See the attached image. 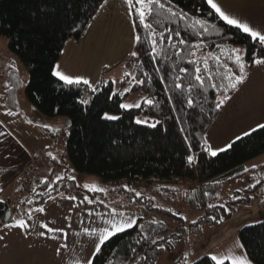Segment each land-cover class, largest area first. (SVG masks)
Masks as SVG:
<instances>
[{
  "label": "trees",
  "instance_id": "1",
  "mask_svg": "<svg viewBox=\"0 0 264 264\" xmlns=\"http://www.w3.org/2000/svg\"><path fill=\"white\" fill-rule=\"evenodd\" d=\"M104 2L0 0V36L8 39L10 52L28 71V103L48 119L62 117L69 122L63 155L65 178L54 183L40 182L31 194L21 193L17 205L0 200V226L15 220L14 208L34 206L39 196L49 194L60 183H73L71 175H97L114 185L113 194L128 195L134 202L143 203L148 211L172 218L176 225L169 230L154 218H140L133 227L112 236L92 264H157L189 232L200 235L205 225L219 226L240 206L256 200L264 209V164L245 171L249 161L264 154V129L237 139L216 156L210 154L206 141L207 131L223 106L217 108V103L241 83L232 88L236 81L231 77L243 76L254 59L264 58V44L228 25L207 0H160L163 7L147 4V0L146 6L138 5L133 0L131 12L140 37L135 42L138 55L133 66V89L142 91L144 98L139 107L125 109L121 107L124 95L115 92L112 81L101 82L93 92L88 84H67L54 72L67 41L82 37ZM141 7L146 14L148 8L153 10L143 23L138 18ZM197 21L203 22V27ZM145 23L152 28H146ZM153 31L157 33L154 52ZM161 33L163 39L159 38ZM181 39L185 43H179ZM236 46L244 48L243 72L235 59ZM196 75L203 77V83L195 79ZM11 77L14 80L7 90L8 104L18 110L19 79L14 72ZM177 84L183 87L177 88ZM105 113L119 118L105 119ZM140 114L156 117V126L137 123ZM188 156L194 158L192 163ZM56 161L61 165L59 159ZM246 177V188L223 193L226 186ZM179 179L196 183L184 194L191 208L200 212L195 223L163 210L146 194L137 196L138 192L124 185L145 182L170 187ZM84 191L93 199L106 200L98 192ZM9 212L11 216L7 217ZM21 215L26 217L28 212ZM239 238L251 261L264 264V221L243 226ZM174 264L185 262L178 260ZM190 264L217 263L205 255Z\"/></svg>",
  "mask_w": 264,
  "mask_h": 264
},
{
  "label": "crops",
  "instance_id": "2",
  "mask_svg": "<svg viewBox=\"0 0 264 264\" xmlns=\"http://www.w3.org/2000/svg\"><path fill=\"white\" fill-rule=\"evenodd\" d=\"M109 1L112 6H119L121 3L123 10L127 8V0H107L106 3ZM104 4L105 2L102 5ZM0 63L5 66V72L0 78V189H2L0 200L17 205L21 195L17 181L30 164L34 163L38 171L37 185L48 180L54 183L60 180L57 179L58 177L65 178L67 173L65 170L52 173L54 166H60L56 161V146H53L48 138L47 131L37 126L39 121L44 123V126H48L56 120L43 117L34 107L28 106L29 104L22 99L20 88L18 89L19 109H11L7 98L8 87L12 84L11 80H14L11 73H16L19 87L22 77L17 70H8L6 64L1 61ZM84 64L86 66L88 63ZM39 139L44 140L48 145L45 149L48 150L46 153H43L44 146ZM43 166L46 167L45 170ZM255 168L257 167L247 169ZM62 184L64 183H60L59 186ZM65 184H68L69 191L50 197L47 204L42 207L44 212L37 211L39 207L36 206L14 208L15 220L0 226V264H87L89 257H92L93 261L94 245L98 242L100 233L104 228L112 230L108 224L109 220L130 219L136 223L138 219L147 218L149 215L144 206L133 204L124 195L112 193V201L93 199L84 189H76L73 183ZM68 197H76V199ZM112 209H116L117 214L114 215ZM25 211L28 212V216L22 217L21 214ZM161 217L157 214L155 219L164 223ZM18 220L27 221L29 227H17ZM260 221H264V209L259 200L250 205L240 206L234 215L221 225L203 226L201 236L194 235L191 249L183 248L178 253L176 252L178 245L173 251L165 253L157 264H174L178 260L190 264L205 255L211 258L214 255L218 258L228 257L224 263L229 264H232L233 260L240 259L255 264L245 251L239 238V230L245 225ZM45 224L49 227H43ZM175 225L174 221L172 228H175ZM49 228L63 231H49ZM85 229L92 232V235L85 232ZM41 233L45 234L41 235Z\"/></svg>",
  "mask_w": 264,
  "mask_h": 264
},
{
  "label": "rangeland",
  "instance_id": "3",
  "mask_svg": "<svg viewBox=\"0 0 264 264\" xmlns=\"http://www.w3.org/2000/svg\"><path fill=\"white\" fill-rule=\"evenodd\" d=\"M110 2L100 7L97 15H95L93 21L80 39H70L67 41L62 57L55 66V71H60L72 77H82L90 81L89 86L91 88H96L103 81H112L115 92H120L124 95L122 105H133L129 108H135V105H141L144 98L142 91L133 89L135 84L133 66L136 59L131 54L135 52L137 37L135 23L128 0L127 8L124 10L123 4L120 3L119 6H112ZM214 2L226 14L249 24L254 30L264 34V0H214ZM235 49L241 50L238 53L236 52V55H240L241 60L244 59V48L236 46ZM0 61L11 70L18 71L22 77L19 91L22 92V99L25 103L29 104L25 96L28 71L10 52L8 39L2 36H0ZM86 62L88 64L85 66L84 63ZM243 77L244 80L229 96L230 98L225 100L219 115L207 131L206 141L208 151L209 147L211 150L225 148L226 145L236 141L237 137L241 138L245 136V133H251L253 129H258L257 125L264 124V64L257 65L254 63L249 70H245ZM28 106L31 105L29 104ZM107 114L118 117V115L113 113ZM137 119L147 121V123L141 124L152 125L158 122L156 117L145 114H140L136 118V121ZM50 120L56 121L50 123L48 127L39 121L37 122L39 124L37 126L41 130L47 131L48 138L53 143V146H56L57 159L61 162L60 166H54L52 169V173L56 174L65 170L63 154L65 151V138L69 133V123L67 121L66 123L65 120L67 119L62 117L51 118ZM52 132L55 134H52ZM39 142L44 146L42 148L43 153H46L48 150L45 149H47L48 145L42 139H39ZM66 162H68L67 157ZM263 164L264 154L249 161L246 168L258 167ZM43 169L45 170L46 167L43 166ZM73 185L76 189L98 192V195H104L108 201L113 200L112 189H114V185L103 182L97 175L77 174ZM85 185L88 187H85ZM124 185L130 190L146 194L149 199H152L163 210L180 214L184 219L186 217L185 220L187 221H193L200 215L199 211L191 208L188 198L184 196L186 190L193 189L196 183L179 179L169 184L170 187H164L166 186L165 184L149 185L144 182L136 185L124 183ZM158 185L163 187L157 189ZM248 185V178H245L226 186L223 193L228 195L234 190H243ZM124 196L126 198L129 197L128 195ZM133 200L131 202L137 204ZM138 204L144 206L143 203ZM148 212L147 218L155 219L157 214L151 211ZM161 216L168 229L174 230L172 228L174 220L168 216ZM194 235L197 234L189 232L177 247L176 252H181L183 248L191 249L193 247L192 240Z\"/></svg>",
  "mask_w": 264,
  "mask_h": 264
},
{
  "label": "snow or ice",
  "instance_id": "4",
  "mask_svg": "<svg viewBox=\"0 0 264 264\" xmlns=\"http://www.w3.org/2000/svg\"><path fill=\"white\" fill-rule=\"evenodd\" d=\"M107 2V0H105V3ZM136 4L138 5H144L146 6V0H135ZM133 3V0H128V4L129 6L131 7ZM207 3L209 5H211V8L215 10L216 13L219 14V17L225 21L228 25H234L235 27L241 29L243 32L245 33H248L250 34L251 38L254 39V40H258L261 44H264V34H262L260 31H257V30H254L251 26H249V24L247 23H244V22H241L239 19H236V18H233L232 16L226 14L225 11H223L221 9V7L214 2V0H207ZM147 4H155V5H158L159 7H163V4L160 3V0H147ZM169 11H172L171 8L168 9ZM153 14V10L152 8H148V11H147V14L144 10L143 7L139 8L138 9V18L139 20L143 23L146 21V15L147 16H151ZM173 15H176L177 13L173 12L172 13ZM197 23H201V27H203V22H200V21H197ZM145 27L146 28H149L151 29L152 28V25L149 24V23H145ZM206 30V29H205ZM152 35L154 37V39L152 40V44H153V52L155 51V45H156V39L155 37L157 36V33H155L154 31L152 32ZM176 35H179L178 33ZM159 38L160 39H163V34H159ZM169 39H171V36H169ZM136 40L139 41L140 40V37L137 36L136 37ZM179 43H185L184 40H180ZM234 52H240L241 50L240 49H233ZM133 57L137 56L138 53L136 52H133L131 54ZM217 60H219V57L216 58ZM236 59V62L237 64L239 65V68H240V71L243 72L244 70V64L241 60V56L240 55H236L235 57ZM253 63L259 65V64H264V59H254L253 60ZM205 68H208V64H207V61L205 60ZM183 71L187 72V69H183ZM196 72L199 73L200 72V69L197 68L196 69ZM210 74V73H209ZM55 75L57 77H59L61 80L65 81L67 84H79V83H84V84H88L90 85V81L82 78V77H72V76H69V75H65L63 74L62 72L60 71H56L55 72ZM195 79L197 81H199L200 83H203V77L201 75H196L195 76ZM231 79H234L236 81V83H232L231 84V87L232 88H235L236 87V84L237 83H240L244 80V77L243 76H235L233 74V76L231 77ZM138 83H143V81H138ZM177 88H182L183 86L181 84H177L176 85ZM213 87H216L215 84H213ZM93 92L96 91L95 88L92 89ZM230 97H223L222 99H220V101L217 103L216 107L217 108H220L225 100L229 99ZM82 103H87V101H81ZM147 103L149 104H152L153 102L151 100H148L146 101ZM188 103L191 104L192 103V100L189 99L188 100ZM133 105H128V104H123L121 105V107L127 109L129 107H132ZM140 105L137 104L135 105V107H139ZM104 118L105 119H118L119 117H115V116H110L108 115L107 113L104 114ZM137 123H147V121H141L139 119H137L136 121ZM152 127H155L156 125L155 124H152L151 125ZM46 127H48L46 125ZM258 128H261V129H264V124H259L257 125ZM253 131H255V129H253ZM249 133H245V135H248ZM237 139H240V137H237ZM231 147V144H228L225 146V148H221V149H217V150H211V148L209 147V151H210V154L212 156H216L218 154V152H222V151H225L227 148H230ZM188 159V162L189 163H192L193 162V157L192 156H188L187 157ZM255 167V166H253ZM245 171H248V169H245ZM73 179H75V177H72ZM57 179H62L61 177H58ZM47 183V181H45ZM85 187H88L87 185H85ZM127 187V186H125ZM95 190V189H93ZM0 191H2V189H0ZM135 195L139 196L140 193H135ZM69 199H76V197H68ZM91 202V201H89ZM37 211L39 212H44V208H39L37 209ZM112 213L115 215L117 214L116 213V209H112ZM31 213H29L30 215ZM186 219V217H185ZM213 219H215V217H213ZM193 223H195V221H193ZM108 224L111 226V231L108 229V228H104L103 231L100 233V236H99V240L98 242L94 245V252H93V256L95 255H98L100 252H101V249H102V246L109 240L111 239L112 236L116 235L117 233L119 232H122V231H125L127 228H131L135 225V221L133 220H122V221H113V220H109L108 221ZM16 226L17 227H21V228H24V227H29L27 221L25 220H18L16 222ZM43 227L45 228H48L49 226L47 224L43 225ZM49 231H63L62 229H52V228H49ZM85 232H88L89 235H92V232H89L88 229H85ZM94 232V230H93ZM45 233H41V235H44ZM66 247V245H65ZM242 247V245H241ZM212 259L214 261L217 262V264H224V261L225 259H228V257H225V258H218L217 256H212ZM87 264H92V257H89L87 259ZM232 264H249V262L245 259H240V260H233L232 261Z\"/></svg>",
  "mask_w": 264,
  "mask_h": 264
},
{
  "label": "built area",
  "instance_id": "5",
  "mask_svg": "<svg viewBox=\"0 0 264 264\" xmlns=\"http://www.w3.org/2000/svg\"><path fill=\"white\" fill-rule=\"evenodd\" d=\"M5 72V66L0 63V78L3 76ZM38 180V171L36 169V166L34 163L30 164L19 176V179L17 181L19 192L22 194H31L37 189V181ZM69 191L68 184H62L61 186H58L55 190H52L49 194H43L39 196L34 206L36 207H44L50 197H56L62 192Z\"/></svg>",
  "mask_w": 264,
  "mask_h": 264
},
{
  "label": "water",
  "instance_id": "6",
  "mask_svg": "<svg viewBox=\"0 0 264 264\" xmlns=\"http://www.w3.org/2000/svg\"><path fill=\"white\" fill-rule=\"evenodd\" d=\"M11 216V213L9 212L8 214H7V217H10Z\"/></svg>",
  "mask_w": 264,
  "mask_h": 264
}]
</instances>
